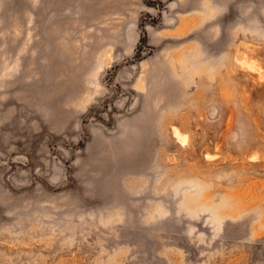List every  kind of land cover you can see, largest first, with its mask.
<instances>
[{"label": "rangeland", "instance_id": "374dc122", "mask_svg": "<svg viewBox=\"0 0 264 264\" xmlns=\"http://www.w3.org/2000/svg\"><path fill=\"white\" fill-rule=\"evenodd\" d=\"M0 264H264V0H0Z\"/></svg>", "mask_w": 264, "mask_h": 264}, {"label": "bare ground", "instance_id": "6f19581e", "mask_svg": "<svg viewBox=\"0 0 264 264\" xmlns=\"http://www.w3.org/2000/svg\"><path fill=\"white\" fill-rule=\"evenodd\" d=\"M183 135V134H182Z\"/></svg>", "mask_w": 264, "mask_h": 264}]
</instances>
